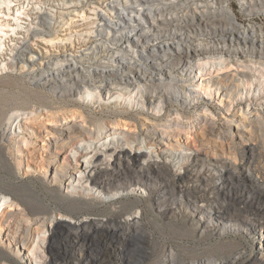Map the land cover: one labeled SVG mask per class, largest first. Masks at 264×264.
<instances>
[{"label":"bare ground","instance_id":"obj_1","mask_svg":"<svg viewBox=\"0 0 264 264\" xmlns=\"http://www.w3.org/2000/svg\"><path fill=\"white\" fill-rule=\"evenodd\" d=\"M79 1L80 3L87 2L85 0H69L70 6H74L72 10H78ZM97 1L110 12L101 9L100 5L96 9L89 10L93 16H86L85 10H81L79 15L84 19H89L86 21L89 24L85 26L88 30L84 34H80L79 37L77 36L78 48L81 52L79 56L71 57L64 54L59 58V55L52 53L45 55L42 52L34 55L31 52V47L33 48L31 42L22 41L14 58L17 61L28 60L33 65L36 60H41V71L35 72L36 77L32 79L36 81V84L42 87L48 86L58 91L59 95H71L85 86L93 89L100 88L105 92L113 89H128L137 85L147 103L150 104L157 99L167 103L171 95H167L166 92L173 88L171 96L173 99H179V96H190L191 66L199 63L200 59L223 56L232 62L251 60L264 65V34L260 28L261 25L245 26L240 23L236 16L230 12L229 0ZM238 2L242 11L247 12L248 15L254 14L251 12L256 11L255 8L259 7L260 10L264 8V0H259V2L258 0H238ZM82 3L81 6L84 5ZM125 10L131 11L126 13ZM38 23L39 27L32 30V35L36 36L35 39L54 42V37H44V35L52 34L50 23L47 22L44 14L39 15ZM208 34H212L214 39L213 41L211 39L212 42L206 36L203 38ZM59 39L55 41L57 42ZM64 41L65 43H63ZM59 42L63 46L73 44L71 37H65V39L62 37ZM111 44L114 46H110ZM239 74L245 76L249 75V72L242 71ZM235 75L229 74V72L213 75L208 78V83L216 85L217 89L222 88L224 92L222 94H226L235 85L231 81ZM181 100L184 106L190 105L187 98ZM116 114L120 120H107L102 125L100 133H96L93 128L95 119L93 120L84 113L72 112L69 115L51 117L48 121L46 119V125L50 127L49 131L40 130L41 126L31 124V127L39 134L37 136H42L40 141L43 147L41 146L40 149L43 150V154L40 153L39 159L33 158L32 161L27 159V167L33 165L34 172L42 169L48 175L49 183L60 184L57 186L61 187L65 180H69L75 171L80 172L84 166L87 169V175L79 178L82 185L85 182H90L109 188L118 184L116 178L122 175L123 171L119 168L109 167L108 159H101L105 153H94L87 163L80 161V156L86 157L82 154L76 157L75 165L64 153L83 139L89 140L94 144V148H97L96 141L108 138V134L112 140H115V133L119 132L129 148L121 150L126 153L122 159L117 153L113 164L120 168L126 167L129 169L127 176L131 179H138L144 173L145 167L142 165L135 167V162L139 156L147 154L137 143L140 135L144 137L146 146L153 147L154 150L174 145L173 141L183 138V134L209 132L214 136L210 135L212 139L203 142L205 145L213 150H231L235 143H245L253 138L250 128L253 124L258 130H264L263 111L262 113L255 111L249 115L242 112L236 117L225 116V118L218 119L202 114L187 119L183 117L181 119H164L163 122L159 121L156 116L150 115V120L140 123V128H138V122L128 120L123 112ZM1 131L0 139H4L7 131L5 129ZM262 143L261 150L264 157V139H262ZM133 144H136L135 148H133ZM107 147L113 152L116 150V147H109V145ZM132 148L135 150L134 155H129ZM36 149L35 145L27 146L25 156L33 155L32 153ZM116 160L120 162L117 163ZM196 161L198 162L197 166H204L207 170L200 180L202 183L212 182L218 188H224L228 184L225 179L226 175L235 178L236 182L241 180L258 182L250 174L247 165L233 167L222 156L197 158ZM148 162L162 167L160 162L153 158ZM214 172L218 173L220 177L211 175ZM197 176L193 171L185 172L178 177L168 174V179L171 180L178 195L186 197L187 202L185 203L181 199L180 208L189 217L191 216L190 221L194 225V228L189 231H175L174 233L178 237H200L209 227L222 233L227 228L235 227L234 222L239 218L247 217L246 214H242L238 210L225 208L222 202L220 204L209 203L202 195L195 194L200 186L198 187L196 184L191 189L188 182ZM257 185L262 187L263 183L259 182ZM66 195L70 201V207L59 208L57 211L59 214L77 216L79 213H86L87 206L93 203L91 197H87L83 193L78 196L75 192L66 191ZM188 208L191 210L189 211ZM50 209L46 205L41 206L31 200L24 203L16 199L0 209V234L4 235L0 250L4 252V247L7 248V251L0 256V264H23L25 262L23 252L31 249L35 234L42 232L49 226V222L53 221L50 219L52 211ZM167 212H173V208L164 211V213ZM131 215L132 218L121 221V225H117V220L110 215L105 220L89 218L80 223L75 222L74 225L65 220L54 221L50 225L51 232L45 242V249L49 254L41 253L42 255H40L43 259L42 264L68 262V257L71 255L68 246L73 247L75 242L78 243V239L83 242L98 241L101 247L97 246L99 248L97 249L90 246L91 250L97 251L99 255L96 254L97 257L89 255L84 260H78L76 264H88L91 259L95 264H116L115 261L106 260V256L126 258L124 260L126 264H231L236 260L235 256L225 259L195 256L186 261L171 243L164 244L162 250L156 252L154 242L156 233L160 232L165 237L168 235L158 231V227L151 228L149 226V223L144 219V210L139 214ZM252 217L264 223L262 217L257 215ZM154 255V260L150 261Z\"/></svg>","mask_w":264,"mask_h":264},{"label":"rangeland","instance_id":"obj_2","mask_svg":"<svg viewBox=\"0 0 264 264\" xmlns=\"http://www.w3.org/2000/svg\"><path fill=\"white\" fill-rule=\"evenodd\" d=\"M85 1L87 2H81L84 4L83 6L79 1L78 10H72L74 6H70L69 0H0V133L3 129L7 131L5 138L0 139V209L14 199L24 203L31 200L38 205H46L49 209L51 208L50 219H53L42 232L35 234L31 249L23 252L25 255L23 264H42L43 259L40 255L49 254L45 249V242L51 232L50 225L56 220H65L74 225L75 222L80 223L89 218L105 220L110 215L117 220V225H121V221L132 218L131 214H139L143 210L144 219L149 223V226L151 228L158 227V231L165 232L169 237L161 235L160 232L156 233L154 237L156 252L161 251L164 244L171 243L186 261L195 256H212L219 259L235 256L236 260L232 262L233 264H264V223L252 217L257 215L264 220V157L261 150L264 130H258L254 124L250 127L253 138L245 143H235L231 149L233 151L213 150L205 145L203 142L209 141L214 136L209 132L203 133L205 136L201 133L183 134V138L173 141L174 145L154 150L153 147L146 146L144 137L140 135L137 143L147 154L139 156L135 162V167L140 165L145 167L144 173L138 179L129 178L127 176L129 169L126 167L120 168L113 164L115 155L118 153L122 159L126 153L121 150L129 148L119 132L115 133V140H112L108 134V138L96 141L97 148H94V144L89 140L83 139L64 153L68 155L73 165L76 164V157L82 154L86 157L80 156V161L87 163L94 153H105L101 159L107 158L109 167L119 168L123 171L122 175L116 178L118 184L109 188L90 182H85L82 185L79 178L87 175V169L84 166L80 172L75 171L69 180H65L61 187H58L60 184L57 186L49 183L48 175L42 169L34 172L33 165L27 167V159L30 161L33 158L39 159L43 154V150L40 149L41 146L43 147L40 141L42 136H37L38 133L31 127V124L41 126L40 130L49 131L50 127L46 125V122L54 116L69 115L72 112L88 114L93 120L95 119L93 128L96 133H100L102 125L107 120H120L116 114L118 112H123L128 120L138 122V128H140V123L150 120V115L156 116L159 121L163 122L167 119H181L182 117L187 119L202 114L218 119L225 118V116L236 117L242 112L248 115L255 111L257 113L264 112V65L251 60L232 62L223 56L200 59L199 63L193 64L189 80L190 96H179V99H173L171 97L173 88L166 92L167 95H171L167 103L161 99L150 104L147 103L137 85L128 89H113L105 92L100 88L93 89L85 86L71 95H59L58 91L48 86L42 87L36 84V81L32 79L36 77L35 72L41 71V60H36L34 65L28 60L17 61L14 58L17 48L21 46L22 41H29L33 46L31 52L34 55L42 52L45 55L51 53L59 55V58L64 54L71 57L79 56L81 52L78 48V37L88 30L85 26L89 24V22L86 23L89 19H84L79 15L81 10H85L86 16H93L89 10L96 9L99 5L101 9H106L97 0ZM229 1L230 12L236 16L240 23L245 26L261 25L260 28L264 34V8L263 10H260L259 7L255 8L256 11L251 12L254 14L248 15L247 12L242 11L238 0ZM130 11L125 10L126 13ZM106 12L110 11L106 9ZM40 14H44L52 29V34L44 35V37H54L55 40L71 37L73 44L63 46L59 42L60 39L57 42L54 40L55 43L44 39L36 40V36L32 35V30L39 27ZM205 36L208 40L210 39V42L214 40L212 34L204 35L203 38ZM242 71L249 72V75L240 76L239 73ZM226 72L236 74L231 80L235 85L231 91L222 94L223 89H217L216 85H210L208 78ZM185 98L188 102L190 101L188 107L182 104L181 99ZM138 128L137 130H139ZM32 145H35L37 149L32 153L33 155L26 157V148ZM107 145L116 147V150L114 152L109 150ZM135 145L133 144V148ZM133 148V151H129V155H134ZM91 150L92 152H90ZM213 155L224 157L226 162L233 167L247 165L250 174L258 182L249 180L236 182L235 178L226 175L225 179L228 184L224 188H218L212 182L202 183L200 180L207 170L204 166H197L196 159L209 158ZM152 158L158 160L162 167L149 163L148 160H152ZM116 162L120 161L116 160ZM121 166L124 165L121 164ZM188 171H193L198 175L190 181L191 183L188 182L191 189L196 184L198 187L200 186L195 194L202 195L209 203L220 204L222 202L225 208L238 210L240 213L246 214L247 217L239 218L234 222L235 227L227 228L222 233L209 227L200 237H178L174 233L175 231H189L194 228V225L191 224V216L189 217L180 208L181 199L185 203L187 202L186 197L178 195L171 180L168 179V174L178 177ZM211 175L220 177L216 172ZM259 182L263 183L262 187H258L257 183ZM66 191L75 192L78 196L83 193L87 197H91L93 203L87 206L86 213L71 216L57 212L59 208L70 207ZM171 208H173V212L164 213L165 210L169 211ZM188 210L191 209L188 208ZM3 239L4 235L0 234V244ZM75 243L73 247L68 246L71 255L68 257V262L62 264H76L78 260H84L89 255L93 257H97L96 254L99 255L97 251L94 252L90 248L93 246L99 249L97 246L101 247V244L98 241L83 242L78 239V243ZM5 251L7 248L4 247ZM4 252L0 250V256ZM105 258L115 261L116 264H126L124 261L126 258L119 259L114 256ZM154 258L155 255L151 257L150 261ZM88 264H95L94 260L91 259Z\"/></svg>","mask_w":264,"mask_h":264}]
</instances>
